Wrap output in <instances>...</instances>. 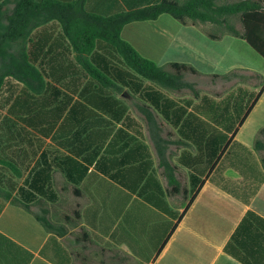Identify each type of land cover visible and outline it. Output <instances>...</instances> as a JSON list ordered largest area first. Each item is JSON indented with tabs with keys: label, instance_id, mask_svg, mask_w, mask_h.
Returning a JSON list of instances; mask_svg holds the SVG:
<instances>
[{
	"label": "crops",
	"instance_id": "1",
	"mask_svg": "<svg viewBox=\"0 0 264 264\" xmlns=\"http://www.w3.org/2000/svg\"><path fill=\"white\" fill-rule=\"evenodd\" d=\"M157 1L85 0L84 8L91 13L111 15ZM243 2L258 7L242 15H230L228 20L249 40L223 33L222 28L211 23L182 24L166 13L156 19L130 22L122 28V39L156 65H192L200 75L185 73L183 79L198 80L201 87L191 86L196 96L189 89L176 98H192V103L185 105L180 101L179 106L169 110L176 112L169 119L139 97L130 108L124 98L139 95L135 88L124 86L129 91L120 89L117 93L121 97L115 94L133 120L130 125L114 122L115 131L121 135L120 144L131 136L146 147L147 159L151 161L147 172H151L152 180L144 176L131 190L111 178L106 168L88 165L78 185L68 183L60 187L72 194L73 212L79 213L76 227L67 230V245L62 244L63 236L46 231L22 205L6 200L0 203V233L34 253L29 264H244L224 247L247 211L264 218V149L254 147L256 134L264 127V56L249 42L264 51V0ZM53 26L49 30L54 32L44 50L60 29L56 23ZM59 52L60 48L54 47L42 59L45 80L75 101L78 92L63 84L71 74L57 70L59 64L73 62V55ZM41 58L37 57L36 65ZM232 71L235 72L225 78L210 77ZM251 76L254 82H247L245 79ZM7 107L2 108L5 113ZM238 111H242L240 117ZM20 127L33 132L36 144L40 145L38 155L44 150H65L23 122ZM38 155L32 154L25 176ZM136 155L139 157V151ZM54 170L62 177L63 173L51 168L50 186L56 194L57 190L52 188ZM75 188L81 192L79 196L74 194ZM179 194L184 197L182 204L174 201ZM147 195L153 198L148 200ZM77 230H81V237ZM50 237L67 249L66 260L55 263L39 254ZM69 248L74 251L73 257ZM81 248L82 257L78 250Z\"/></svg>",
	"mask_w": 264,
	"mask_h": 264
},
{
	"label": "trees",
	"instance_id": "2",
	"mask_svg": "<svg viewBox=\"0 0 264 264\" xmlns=\"http://www.w3.org/2000/svg\"><path fill=\"white\" fill-rule=\"evenodd\" d=\"M84 3L85 0L0 2V92L14 87L0 106H8L9 115L31 127L32 131L50 137L66 150H44L38 155L40 145L36 144L33 132L22 128L23 132L18 133L17 145L31 147L33 156L38 155V158L22 183L11 185L12 192L0 186V196L32 212L46 231L57 236L66 234L65 226L56 227L33 209L34 203L43 196L49 200L56 197L50 186L52 167L58 168L64 180L72 186L83 180L88 165L92 163L98 168H106L111 178L131 190H135L144 176L152 180L151 172H147L151 161L147 159L146 147L131 136L120 144L121 135L115 131L114 122L123 121L130 125L133 120L127 113L126 105L115 94L124 86L135 88L139 99L166 119H169L170 114H176L175 111L170 113L172 107L179 106L180 101L190 105L192 98L176 99L165 90L179 92L188 87L196 96V90L183 81V76L185 73L200 75L198 70L190 64L179 62L156 65L122 39V28L130 22L156 19L166 13L182 24L211 23L222 28L223 33L248 38L246 33L239 32L229 22L228 17L242 15L248 9L258 7L243 0L236 3L220 0H158L111 15H99L88 12ZM54 23L60 29L44 50L54 32L49 30L54 28ZM249 42L264 56L263 50ZM54 47L60 48L61 55H73V62L69 60L68 64H59L57 70L71 74L70 80L63 84L74 93L78 92L75 101L73 96L61 93L45 80L46 70L42 59ZM39 55L42 57L41 62L36 65ZM234 72L210 77L225 78ZM144 81L148 83L144 84ZM20 85L22 89L16 90ZM47 90L48 94L42 95ZM241 112L238 111V117ZM254 147L264 149V127L258 130ZM12 160H7L0 151V165L18 171ZM133 161L141 162L132 164ZM262 161L264 163V158ZM74 194L79 196L81 192L75 188ZM234 194L238 195L236 192ZM146 198L151 200L153 197L147 195ZM41 211L47 213L44 208ZM73 213V223L77 225L79 213ZM64 220L70 222L72 218L65 214ZM224 250L244 264H264V218L247 211ZM39 254L55 263L67 259V249L55 237L46 240ZM33 257V252L0 233V264H29Z\"/></svg>",
	"mask_w": 264,
	"mask_h": 264
},
{
	"label": "rangeland",
	"instance_id": "3",
	"mask_svg": "<svg viewBox=\"0 0 264 264\" xmlns=\"http://www.w3.org/2000/svg\"><path fill=\"white\" fill-rule=\"evenodd\" d=\"M254 77L251 76L250 78H246L247 82H254ZM183 81L190 86L194 87H201L198 80L192 79L191 81L183 79ZM51 82V81H48ZM53 82V81H52ZM54 83V82H53ZM22 86L16 88V90H20ZM14 89V87H8L0 92V103L3 101L5 96L7 97L11 90ZM122 91H129V89L122 88ZM208 89V88H207ZM48 91V90H47ZM47 91L44 92L42 95H47ZM165 92L175 98L181 97L189 92L188 87H184L181 91H166ZM117 96L121 97L119 93H116ZM133 97L124 98L125 102L129 105L130 108L133 107V104L137 101V97L139 95L133 94ZM4 115L6 116V120L4 119ZM20 121L15 117L9 115L7 112L5 113V110H3L0 106V151L2 152L3 156L5 158L11 159L13 158L12 162H14L17 165L18 171H14L7 166L4 167L0 165V186H2L6 191L12 192L11 185H19L27 172V165L29 162H31L32 157V148L26 147L25 144H18L19 137L18 133H22L23 130L20 127ZM35 149V148H34ZM68 183L65 182L64 178L60 174L59 171L54 170L53 176H52V188L57 190L56 195L58 194V197L56 196L54 199L49 200L47 196H43L42 199L34 203L33 209L42 215H44L49 221H51L56 227L61 225L65 226L66 230L68 228H74L76 225H74L73 222H75L74 217V199L72 194H67L66 192H63L60 190L62 186L67 185ZM62 191V192H61ZM4 201V199L0 196V203ZM6 201H10L6 200ZM177 203H181L184 201V197L179 194L178 199L174 200ZM44 208L47 210V213L44 214L41 209ZM67 214L71 216L72 221L65 222L64 215ZM67 233V232H66ZM76 234L81 237V230H77ZM67 234L63 235L62 238V244L67 245V239L69 238L66 236ZM71 238L75 237V231H72L70 233ZM80 252V257H82V254L84 253V250L78 249ZM70 253L73 257V249L69 248Z\"/></svg>",
	"mask_w": 264,
	"mask_h": 264
}]
</instances>
